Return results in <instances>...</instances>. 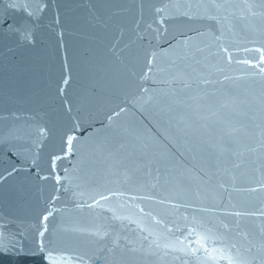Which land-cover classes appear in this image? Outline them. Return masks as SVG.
I'll list each match as a JSON object with an SVG mask.
<instances>
[{
    "label": "water",
    "instance_id": "95a60500",
    "mask_svg": "<svg viewBox=\"0 0 264 264\" xmlns=\"http://www.w3.org/2000/svg\"><path fill=\"white\" fill-rule=\"evenodd\" d=\"M261 56L264 0H0V264H264Z\"/></svg>",
    "mask_w": 264,
    "mask_h": 264
},
{
    "label": "snow or ice",
    "instance_id": "6c2138e0",
    "mask_svg": "<svg viewBox=\"0 0 264 264\" xmlns=\"http://www.w3.org/2000/svg\"><path fill=\"white\" fill-rule=\"evenodd\" d=\"M157 11H159V9L157 10ZM162 23H163V21H161ZM261 61H264V56H261ZM150 63H151V61H150ZM244 63H251V61H244ZM262 71H264V69H262ZM41 132H43V129H41ZM75 139V136H73V135H70V136H68V138H67V144H68V151L69 152H71V148H72V143H73V140ZM14 171H15V169H14ZM57 179V181H59V177H57L56 178ZM101 199H106V197H101ZM44 220H47V216H45L44 217ZM41 235H43V232L41 233ZM51 253H49V255L48 256H45L44 257V259L45 260H49V258L51 257ZM50 264H56V261L55 260H51L50 261Z\"/></svg>",
    "mask_w": 264,
    "mask_h": 264
}]
</instances>
